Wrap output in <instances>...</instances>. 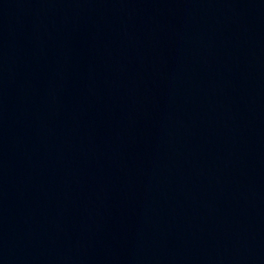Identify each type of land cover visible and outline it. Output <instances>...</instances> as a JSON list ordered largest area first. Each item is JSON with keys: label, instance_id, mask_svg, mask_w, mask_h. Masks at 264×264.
I'll return each mask as SVG.
<instances>
[{"label": "water", "instance_id": "water-1", "mask_svg": "<svg viewBox=\"0 0 264 264\" xmlns=\"http://www.w3.org/2000/svg\"><path fill=\"white\" fill-rule=\"evenodd\" d=\"M0 264H264V0H0Z\"/></svg>", "mask_w": 264, "mask_h": 264}]
</instances>
